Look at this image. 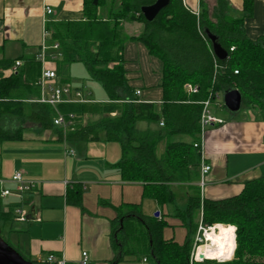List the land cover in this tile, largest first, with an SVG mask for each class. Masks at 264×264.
<instances>
[{"label": "trees", "instance_id": "1", "mask_svg": "<svg viewBox=\"0 0 264 264\" xmlns=\"http://www.w3.org/2000/svg\"><path fill=\"white\" fill-rule=\"evenodd\" d=\"M155 1L98 0L96 5L94 0H85L84 19L46 24L49 55L61 53L56 58L59 69L64 61H84L92 76L104 86L108 102H67L56 107L41 103L36 100L40 85L32 76L39 72V62L29 59L17 72L5 76L4 70L16 60L0 61V119L29 120L51 128L57 111L67 117L73 113L75 124L65 134L60 127V138L97 139L102 131L108 140L120 143L118 167L122 179L142 183L143 199L154 200L160 215L145 214L142 203L118 208L117 216L111 220V244L117 252L114 264L130 254H137L140 259L147 257L156 264H190L201 217L206 225L223 223L236 227L234 255L220 264H264V176L246 182L242 192L233 197L206 198L196 184L200 179L201 153L195 146L200 141L201 101L209 97L211 90L237 88L243 94V105L264 117V37L249 39L243 18L225 15L224 0L219 1L213 17L204 3L196 12L187 8L183 0H171L150 22L141 7ZM104 7L105 18L100 13ZM124 21H138L144 31L128 36ZM205 29L219 36L228 51L226 60L214 56ZM129 40L144 42L149 53L163 64V101L159 106L141 101L128 84L124 49ZM54 43L59 44L58 50L52 48ZM186 83L198 85L199 92L188 94L184 90ZM221 108H226L224 103ZM94 113L104 116L84 125L82 117ZM20 134V129L11 130L0 124L1 141ZM185 184L189 186L182 195L183 190L176 187ZM70 194L68 191L69 198L79 203L77 196ZM31 201V192L8 204L0 197V221H14L15 209L28 206ZM164 207H170L166 214ZM168 216L178 218L185 226L184 243L165 237ZM225 227L221 226V230ZM210 261L216 260L203 262Z\"/></svg>", "mask_w": 264, "mask_h": 264}, {"label": "crops", "instance_id": "2", "mask_svg": "<svg viewBox=\"0 0 264 264\" xmlns=\"http://www.w3.org/2000/svg\"><path fill=\"white\" fill-rule=\"evenodd\" d=\"M219 1L183 0L187 8L196 12L201 8V3H204L212 17ZM224 1L225 15L243 18L244 31L249 39L264 37V0H250L248 3L247 0ZM84 2L85 0H0V61L21 60L19 70L27 60L36 59L40 67L39 72L32 75L35 80L38 81L43 68H49L57 70L60 84H72L62 77L57 59L48 58L46 62H42L37 55L42 45L47 44V22L84 19ZM47 7L53 10L50 14L46 12ZM100 13L104 18L107 17V8H102ZM129 23L136 25L134 28L130 27L136 30L135 33L126 32ZM122 25L128 36H137L144 31L143 24L138 21H124ZM152 58L156 57L150 54V59ZM14 65L15 63L10 69L4 70L5 76L17 72L14 71ZM153 74L157 75V72L153 70ZM126 77L132 87L133 79L127 70ZM161 79L162 75L157 81L161 90L159 99H152L142 88H132L135 92H140L137 95L141 101L157 100L161 104ZM82 90L87 99L95 101ZM104 102H108V98ZM111 114L115 115L114 112ZM103 116L101 113L85 114L82 122L84 125L96 122ZM221 118L223 123L207 128L204 143L205 158L212 169L205 177L202 195L214 200L238 195L246 182L264 176L262 114L246 108L243 116ZM0 124L11 130H21L17 138L0 140V180L4 181L3 186L15 187L11 179L16 171H22L26 180L37 182V188L30 191L31 204L25 206L29 212L27 220H14L18 222L16 227L13 222L8 224L10 221L3 223L17 237L16 250L31 261L53 252L73 263L81 258L83 251H87L92 263L114 264L117 252L111 244V220L124 204L144 203L142 183L122 179L118 167L122 154L120 143L108 140L102 131L97 139L69 141L60 138V126L57 125L43 128L36 122H21L14 118H2ZM1 187L0 185V189ZM74 190L81 192L75 194ZM68 191H71V197L77 196L79 203L69 198ZM18 198L9 196L2 200L8 204ZM154 203L152 207L155 215L159 207L155 201ZM32 208L34 214L31 218ZM74 232L78 233L76 238ZM165 237L171 238L168 230H165ZM0 238L6 241L1 233ZM135 264L144 263L138 258Z\"/></svg>", "mask_w": 264, "mask_h": 264}, {"label": "built area", "instance_id": "3", "mask_svg": "<svg viewBox=\"0 0 264 264\" xmlns=\"http://www.w3.org/2000/svg\"><path fill=\"white\" fill-rule=\"evenodd\" d=\"M52 8L47 7L46 12L50 14L52 12ZM47 35V31L45 32ZM50 47L47 44L42 45L41 51L38 53L37 58L42 61L46 62L48 58L56 59L61 53H57L54 55H48L47 50ZM52 48L55 50L59 49V44L54 43ZM234 49L233 47L231 48ZM22 64L21 60H17L14 65V71L18 70V67ZM237 73V71H236ZM40 85L41 94L37 101L41 103H47L54 107H56L60 103H67V102H91V100L87 99L84 96L83 90L73 86L70 83L60 84L57 80V72L54 69L43 68L41 76L37 82ZM184 90L188 94H196L199 92L200 88L198 85L192 83H186L184 85ZM140 92L137 91L136 94ZM221 93L222 92H214L211 90L209 97L201 101L202 112L200 116V141L195 143V146L200 149L201 153V165H200V179L198 181V185L201 189V193H203V189L205 186V177L210 173L212 166L206 161L205 158V138H206V131L207 128L211 125L221 124L223 123V119L217 115H215L212 110V104H215L217 107H222L223 101L221 100ZM75 115L73 113L69 114V116H64L61 112L57 111V115L54 117V125L62 127L64 130H68L75 124ZM160 125H163V122H160ZM73 153V151H70ZM11 181L15 184L14 188L4 187V181L0 180V185L2 186L0 189V197L5 199L9 196H16L21 198L25 192L33 191L37 188V182L26 180L23 176L22 171H16L13 174ZM7 207L4 205V210ZM15 220L18 221H25L28 218L29 212L25 208V206H20L15 209ZM40 220L39 218H37ZM222 224H214V225H206L203 222L201 217L199 221V225L197 228V232L194 237L193 246L190 252L189 263L194 264L195 262H203L204 260H217L219 262H223L229 260L234 255L235 249L233 251V255L229 259H212L209 258L208 255L203 254L201 247L203 246H210L214 247V241L209 236L211 233L220 232V226ZM233 227L234 232V240L236 242V227L234 225H224ZM141 261L144 264H156L155 262L150 261L147 257H142ZM36 264H95L92 263L87 251H83L81 254V258L73 263L68 262L63 255L56 254L53 252L48 253L44 258H39L33 261Z\"/></svg>", "mask_w": 264, "mask_h": 264}, {"label": "rangeland", "instance_id": "4", "mask_svg": "<svg viewBox=\"0 0 264 264\" xmlns=\"http://www.w3.org/2000/svg\"><path fill=\"white\" fill-rule=\"evenodd\" d=\"M133 26L136 25L133 23H129V25L126 26V32L129 34L135 33L136 30L133 29ZM130 27L133 28L131 29ZM124 50H126V52L124 51V58L126 60L125 68L128 72V75L133 79L131 82L132 87L142 88L146 93L150 95L152 99H159L161 97V90L160 83L158 84L157 81L158 79H160L163 72V65L161 61L157 57L155 59L152 58V60L150 59L148 48L142 41L129 40L126 42ZM61 61L63 62V59H61ZM152 62H154L155 64ZM153 70L157 72V75L153 74ZM61 74L62 77H64L66 80H69L73 84V86L84 89L89 94V96H91L92 100L94 99L97 102H104L107 100L108 94L104 86L92 76L88 65L84 61H64L61 65ZM221 100H224L223 92L221 93ZM154 101L155 102L153 103L159 106V103L156 102L157 100ZM211 110L215 115L219 117L243 116L244 113H246V107L244 105L235 115H232V113H230L226 108L217 107L215 104H212ZM186 186L189 185L185 184V187L184 185H179L176 188L182 189L183 192L180 190V193L184 195ZM143 202V212L147 215L154 214L152 207L155 204L154 200L143 199ZM169 211L170 207H164L165 214ZM166 219L169 223V226L166 227V230L170 232L171 239L174 238V240L178 241L179 243H184L187 235L185 226L182 225L181 221L178 218H175L173 216H168ZM12 222L14 226L18 224L17 221H10L8 222V224H11ZM3 223L4 222L0 221V233L12 247L17 249L16 235L14 233H10ZM77 236L78 233L74 232V238H76ZM25 257L29 258L27 256ZM126 258L127 259L120 261L118 264H135L137 263L138 255L130 254L126 256ZM201 264H220V262L216 260L203 262Z\"/></svg>", "mask_w": 264, "mask_h": 264}, {"label": "water", "instance_id": "5", "mask_svg": "<svg viewBox=\"0 0 264 264\" xmlns=\"http://www.w3.org/2000/svg\"><path fill=\"white\" fill-rule=\"evenodd\" d=\"M171 0H156L149 5H143L141 11L147 21H153L162 9L166 8ZM94 4H98V0H94ZM204 33L211 43L213 54L219 60L228 58V51L220 43L219 36L210 29H205ZM223 103L226 109L235 115L243 106V94L237 88H231L223 91ZM34 214V209L31 210V218ZM160 211L155 212V216H159ZM0 264H36L33 261L25 258L14 247H12L4 239L0 238Z\"/></svg>", "mask_w": 264, "mask_h": 264}, {"label": "bare ground", "instance_id": "6", "mask_svg": "<svg viewBox=\"0 0 264 264\" xmlns=\"http://www.w3.org/2000/svg\"><path fill=\"white\" fill-rule=\"evenodd\" d=\"M222 226V225H221ZM220 226V229H221ZM228 227V226H226ZM223 228L219 233L213 232L209 236L214 241V247L203 246L202 252L212 259H229L233 255L236 246L233 228Z\"/></svg>", "mask_w": 264, "mask_h": 264}]
</instances>
